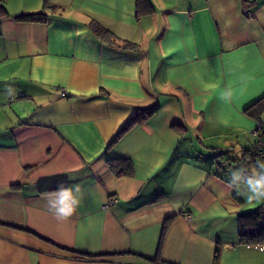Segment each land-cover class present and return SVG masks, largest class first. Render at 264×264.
Masks as SVG:
<instances>
[{
	"label": "crops",
	"instance_id": "0c3cea01",
	"mask_svg": "<svg viewBox=\"0 0 264 264\" xmlns=\"http://www.w3.org/2000/svg\"><path fill=\"white\" fill-rule=\"evenodd\" d=\"M148 1L0 0V264H264L237 224L264 201L213 171L253 141L244 111L264 97V0ZM42 10V22L13 19ZM92 20L138 49L105 43ZM119 157L132 176L112 172ZM61 185L82 197L67 221L47 208Z\"/></svg>",
	"mask_w": 264,
	"mask_h": 264
},
{
	"label": "trees",
	"instance_id": "16d2710c",
	"mask_svg": "<svg viewBox=\"0 0 264 264\" xmlns=\"http://www.w3.org/2000/svg\"><path fill=\"white\" fill-rule=\"evenodd\" d=\"M144 1L146 3H149L148 0H138V3ZM1 7L3 11L6 10L3 5H1ZM149 10H152L151 6ZM138 12H140L139 9ZM46 17H47V13L42 10L38 12H29V13H22L19 15H15L13 16V19L19 21L42 22L46 19ZM89 27L98 38H100L102 41H104L107 44L115 45L122 49H130V50H137L139 47V45L136 43L124 39H119L116 35H114L112 32L104 28L96 21L93 20L90 21ZM158 108L159 106L157 104H153L151 106L139 108L135 110L134 113L127 118V120L118 130V132L116 133L114 138L110 141V143H108L107 148L111 147L118 139L121 138L123 134H125L133 126L143 125L151 116H153L158 111ZM244 112L254 117L255 119H260L261 121H264V118L261 117V114L264 113V97L260 98L252 105L247 107ZM172 127L175 128L176 130H180L181 128H184V125L178 121H174L172 123ZM254 141L255 138L253 137V141L250 143L249 147L245 149L242 155L238 158L223 157V156L221 157L219 155H216L213 159V166L216 167L215 160L218 157H220L221 159L226 158L231 163H235L243 158L246 159L251 158L252 156L250 157L251 154L249 153V149ZM250 162H253L252 158ZM109 166L112 172L116 176H124V175L132 176L134 173L133 163L128 158L119 157V158L110 159ZM229 173H230L229 170L228 172L223 171L222 173L218 174V176L225 178V176L229 175ZM237 224H238V235L240 242L244 244H264V205L257 206L252 210L239 213L237 215ZM164 231H165V226L163 229V233ZM79 254H84L86 256H93L92 254H86V253H79Z\"/></svg>",
	"mask_w": 264,
	"mask_h": 264
},
{
	"label": "clouds",
	"instance_id": "9594fccd",
	"mask_svg": "<svg viewBox=\"0 0 264 264\" xmlns=\"http://www.w3.org/2000/svg\"><path fill=\"white\" fill-rule=\"evenodd\" d=\"M230 92L222 94V99L228 100ZM228 183L236 189H242L249 203L264 201V161H257L249 171L246 168L230 170ZM80 189L61 185L47 199L48 211L58 221L69 220L81 205Z\"/></svg>",
	"mask_w": 264,
	"mask_h": 264
},
{
	"label": "built area",
	"instance_id": "2783aa9c",
	"mask_svg": "<svg viewBox=\"0 0 264 264\" xmlns=\"http://www.w3.org/2000/svg\"><path fill=\"white\" fill-rule=\"evenodd\" d=\"M244 14L251 18V14L248 11H244ZM59 94L63 97H66L67 99H71V96L69 93L61 88L59 90ZM251 135L255 138V141L251 144L249 153L251 154L250 157L253 159V162L251 161V158H243L235 163H231L226 158L221 159L220 157L216 158L215 164L216 167L214 169L215 174H220L223 171L228 172V170H235L237 168H246L249 171L256 165L257 161H264V121H261L260 119H255V125L250 130ZM117 202V199L114 196H111L107 199L105 203V207L109 205H113Z\"/></svg>",
	"mask_w": 264,
	"mask_h": 264
},
{
	"label": "rangeland",
	"instance_id": "374dc122",
	"mask_svg": "<svg viewBox=\"0 0 264 264\" xmlns=\"http://www.w3.org/2000/svg\"><path fill=\"white\" fill-rule=\"evenodd\" d=\"M190 135H191V140H193L192 145L195 147V149H197V150L198 149H202V150L206 149L207 150V148L204 149V145H206L207 142H203L204 145H201L199 140L196 138V135H193V133H190ZM228 142L229 141H226L225 144L228 145L229 144ZM222 144H224V142H222ZM246 206L247 207H245V208H252V206L249 203H247Z\"/></svg>",
	"mask_w": 264,
	"mask_h": 264
}]
</instances>
